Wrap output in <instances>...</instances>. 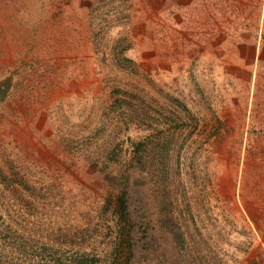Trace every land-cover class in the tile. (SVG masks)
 <instances>
[{
  "label": "rangeland",
  "instance_id": "rangeland-1",
  "mask_svg": "<svg viewBox=\"0 0 264 264\" xmlns=\"http://www.w3.org/2000/svg\"><path fill=\"white\" fill-rule=\"evenodd\" d=\"M0 264H264V0H0Z\"/></svg>",
  "mask_w": 264,
  "mask_h": 264
},
{
  "label": "trees",
  "instance_id": "trees-1",
  "mask_svg": "<svg viewBox=\"0 0 264 264\" xmlns=\"http://www.w3.org/2000/svg\"><path fill=\"white\" fill-rule=\"evenodd\" d=\"M139 144H141V143H139ZM118 206H119L120 216L124 219L125 217H127L124 195L119 198V205ZM86 257H88V255L83 256V258L81 260L84 262V261L88 260V258H92L91 256L88 258H86Z\"/></svg>",
  "mask_w": 264,
  "mask_h": 264
}]
</instances>
